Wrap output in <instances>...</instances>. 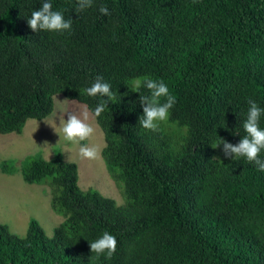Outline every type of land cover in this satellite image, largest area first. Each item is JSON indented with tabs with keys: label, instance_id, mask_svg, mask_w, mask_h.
Instances as JSON below:
<instances>
[{
	"label": "trees",
	"instance_id": "obj_1",
	"mask_svg": "<svg viewBox=\"0 0 264 264\" xmlns=\"http://www.w3.org/2000/svg\"><path fill=\"white\" fill-rule=\"evenodd\" d=\"M43 2L0 0V135L47 118L56 95L93 111L108 98L84 90L101 77L116 95L94 120L123 203L82 191L59 150L26 157L23 182L47 186L63 220L50 237L36 219L23 237L0 224V264H264V171L213 148L246 135L249 101L264 109V0H48L71 29L33 32ZM143 78L176 97L155 131L139 123L149 90H131ZM105 231L111 258L90 249Z\"/></svg>",
	"mask_w": 264,
	"mask_h": 264
},
{
	"label": "rangeland",
	"instance_id": "obj_2",
	"mask_svg": "<svg viewBox=\"0 0 264 264\" xmlns=\"http://www.w3.org/2000/svg\"><path fill=\"white\" fill-rule=\"evenodd\" d=\"M53 99V112L47 118L27 121L20 135H0V163L8 161L15 170L13 174H5L0 170V224L7 225L19 237L25 236L30 219H36L49 237L63 220L51 211L47 186L23 182L19 166L26 157L39 156L49 161L55 150H59L65 162L77 165L78 186L82 191L97 190L102 196L111 198L118 204L123 203L120 191L110 178L102 159L103 134L95 120L91 121L95 128L92 137L78 143L66 141L59 127L60 117L63 115L66 121V111L75 110L76 104L61 95H56ZM86 145L98 146L99 156L96 159L80 156L79 148ZM221 146L223 145L218 147ZM216 157L219 160L231 158L224 153L223 156L216 154Z\"/></svg>",
	"mask_w": 264,
	"mask_h": 264
},
{
	"label": "clouds",
	"instance_id": "obj_3",
	"mask_svg": "<svg viewBox=\"0 0 264 264\" xmlns=\"http://www.w3.org/2000/svg\"><path fill=\"white\" fill-rule=\"evenodd\" d=\"M78 5L79 10H84L92 6V0H78ZM99 10L101 14L109 15V10L106 6H101ZM27 23L33 32L41 30L66 31L70 30L72 25L71 19L65 20L63 13L53 10V6L48 0H45L39 9L31 13ZM141 87L147 88L150 95H140L143 116L140 118L139 123L143 128L155 131L158 127V122L168 119L170 110L176 103V97L170 93L169 87L162 80L137 79L131 90L139 92L138 89ZM84 91L90 97L99 95L108 99L101 100L93 111H90L86 104L74 101L76 108L75 110L66 111L68 113L66 121L61 115L59 127L64 134V139L72 143H78L93 136L95 128L91 121L105 111L106 107L109 106L108 101L112 100L116 95L111 90V85L102 82L101 77H98L96 82ZM161 98H164L163 102H161ZM249 103L248 116L243 124L246 135L236 145L221 138V141L213 148L223 144V151L226 157H231L232 159L246 157L249 162H254L260 171H264V160L260 159V153L264 150V129L259 125L264 109L260 108L254 101H249ZM79 154L83 158L96 159L99 156V148L96 145L81 146ZM90 249L97 256L106 253L107 257L111 258L117 250V239L114 235L105 231L100 238L90 243Z\"/></svg>",
	"mask_w": 264,
	"mask_h": 264
}]
</instances>
